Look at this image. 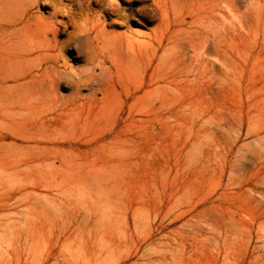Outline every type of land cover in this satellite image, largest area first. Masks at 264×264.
<instances>
[{
    "label": "rangeland",
    "instance_id": "obj_1",
    "mask_svg": "<svg viewBox=\"0 0 264 264\" xmlns=\"http://www.w3.org/2000/svg\"><path fill=\"white\" fill-rule=\"evenodd\" d=\"M0 264H264V0H0Z\"/></svg>",
    "mask_w": 264,
    "mask_h": 264
},
{
    "label": "bare ground",
    "instance_id": "obj_2",
    "mask_svg": "<svg viewBox=\"0 0 264 264\" xmlns=\"http://www.w3.org/2000/svg\"><path fill=\"white\" fill-rule=\"evenodd\" d=\"M219 11L222 12L221 14H223L225 10L224 9H221ZM249 20H250V18H249ZM216 24H219L221 26V28H220L221 30L220 31L218 30V31L214 32V26ZM223 27H224V20L222 18H220L219 16L214 17V18H211L210 17V18H207L200 25V29L195 33L194 36L197 37V38H199V40H201V41H205V40L212 39V41H214L217 44H224L225 43V39H224V34H223L224 33ZM198 28H199V26H198ZM214 42H213V44H215Z\"/></svg>",
    "mask_w": 264,
    "mask_h": 264
}]
</instances>
